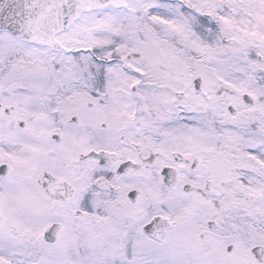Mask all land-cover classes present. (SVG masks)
Masks as SVG:
<instances>
[{
  "label": "snow or ice",
  "instance_id": "6c2138e0",
  "mask_svg": "<svg viewBox=\"0 0 264 264\" xmlns=\"http://www.w3.org/2000/svg\"><path fill=\"white\" fill-rule=\"evenodd\" d=\"M0 264H264V0H0Z\"/></svg>",
  "mask_w": 264,
  "mask_h": 264
}]
</instances>
